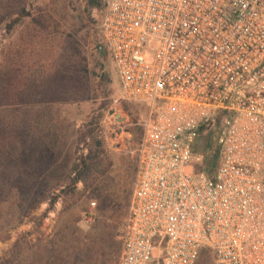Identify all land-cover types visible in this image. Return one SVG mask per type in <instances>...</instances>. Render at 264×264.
Returning <instances> with one entry per match:
<instances>
[{
    "label": "built area",
    "instance_id": "2783aa9c",
    "mask_svg": "<svg viewBox=\"0 0 264 264\" xmlns=\"http://www.w3.org/2000/svg\"><path fill=\"white\" fill-rule=\"evenodd\" d=\"M102 32L147 108L119 264H264V0H108Z\"/></svg>",
    "mask_w": 264,
    "mask_h": 264
},
{
    "label": "rangeland",
    "instance_id": "374dc122",
    "mask_svg": "<svg viewBox=\"0 0 264 264\" xmlns=\"http://www.w3.org/2000/svg\"><path fill=\"white\" fill-rule=\"evenodd\" d=\"M107 1L0 0V264H89L103 236L122 250L147 108L122 94L104 45ZM212 131L199 148H213ZM96 135L112 161L105 189L65 207L67 176ZM213 255L204 248L196 264Z\"/></svg>",
    "mask_w": 264,
    "mask_h": 264
},
{
    "label": "trees",
    "instance_id": "16d2710c",
    "mask_svg": "<svg viewBox=\"0 0 264 264\" xmlns=\"http://www.w3.org/2000/svg\"><path fill=\"white\" fill-rule=\"evenodd\" d=\"M93 5L98 6L99 3L94 2ZM30 14V10L24 9L14 20V23H17L22 16ZM35 21L41 26L45 25L44 20L42 21L41 18H35ZM111 164L112 161L104 139L98 138L97 135L93 136L92 142L89 144V151L87 154L79 157L74 163L70 174L67 176L66 181L69 182L62 188L65 207L76 203L86 193L88 196L93 197L102 192L105 189L104 176ZM79 181L84 183L83 190H77L76 188V183ZM59 185L62 186L63 184ZM107 196L109 199H112V193H107ZM57 198L58 195L53 197L50 201L51 204H54ZM107 238V236H103L98 241H94L88 245L85 259L89 264H118L121 245L117 242V245L111 246Z\"/></svg>",
    "mask_w": 264,
    "mask_h": 264
}]
</instances>
